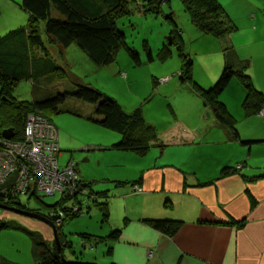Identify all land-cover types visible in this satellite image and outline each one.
I'll use <instances>...</instances> for the list:
<instances>
[{"label":"crops","instance_id":"1","mask_svg":"<svg viewBox=\"0 0 264 264\" xmlns=\"http://www.w3.org/2000/svg\"><path fill=\"white\" fill-rule=\"evenodd\" d=\"M218 1L223 6L226 16L234 24V30L218 38L197 30L199 37L195 36V39L199 40L202 48L213 43L209 38L217 40L218 42L212 45L216 53L221 55L223 67L224 50L232 47L240 60L249 62L247 73L254 87L264 95V87H261L258 82L257 65L253 57L243 56L241 51L243 45L237 38L238 27L235 24L240 14L243 16L245 11L248 16L251 14L254 7L253 2ZM242 4L245 5L244 11H240ZM250 28L254 34L256 26L252 23ZM245 42L246 44L254 43L255 38H249L245 34ZM198 51L196 49V52ZM206 63L207 60L202 66L204 67ZM207 67L208 80L198 79V82L194 81L193 67L191 68V81L203 89L211 87L218 75L217 66L213 69V75L210 65ZM179 70L180 68L177 72ZM259 71L260 75L264 76V72L260 69ZM177 82L170 80L166 87L173 84L174 88L175 84L176 93L181 94L182 98H188L190 113L183 119H178L176 111L172 109L173 106H169L177 122L180 123L165 127L161 133L156 132L157 135L159 134L157 137L162 135L164 139L152 145L144 156H138L131 151H117L120 160L133 162L132 169L128 167L126 172L124 164L118 165L124 170H121V174L114 175V179L110 182L108 178L95 179L84 173L79 177L80 171L76 167L78 180L90 183L94 191H108V194L112 196L104 207L105 218L94 207L90 210H94L95 213H90L92 216L84 220L88 226L84 234L103 237L102 242L106 250L104 251L103 247L99 246L95 247V253L86 251L85 256L80 255L82 261H94L98 264H264V179L248 182L242 177V175L252 176L264 171V131L243 132L235 125L241 140L259 142L252 143L247 152L240 148L241 146H234L238 145L237 143L242 146L243 144L234 139L231 130L216 121L212 109L206 106L202 98L193 90L191 83L182 81L180 78L178 84ZM207 84L208 87H206ZM245 94L243 86L236 78H233L220 95V100L228 112L240 121L249 118L244 116L242 109ZM92 113L93 110H91ZM242 123L250 124L251 122ZM149 126L154 127L151 124ZM168 131L173 133L172 139L167 138ZM174 134L176 136L186 134L188 137H182L184 141L171 142L170 139L173 140ZM196 134V138H199L198 144H195ZM191 137L193 139L189 141ZM119 139V136H113L111 140L117 142ZM233 147H236L234 155H232ZM191 151H196L197 157L192 167L189 166L191 161L190 163L186 161ZM216 151L221 155H215ZM258 156L257 165L252 163L254 166L251 168L257 171L251 173L252 170L247 169L249 168L248 162ZM242 158L248 161L245 162L246 169L244 167L240 168L239 173L221 175L222 169L244 162ZM59 160L61 167L72 162L61 163ZM138 181L142 188V192L138 194H132L128 185L116 187V182L127 184ZM105 182L113 183L114 188L109 190V187L105 186V189L103 186ZM2 219L9 218L3 216ZM92 219L96 220V225L90 221ZM148 220H176L181 222V226L174 236L168 237L146 224ZM24 222L31 229L38 230L44 240L51 242L53 239L52 229L41 224L43 222L32 221L29 218ZM116 230L120 231L119 236L115 239L111 238L112 232ZM15 231L21 232L16 228L0 230L1 249L3 246L5 250L10 246L13 249L16 248L7 240V237L17 235L9 234ZM84 240L80 247L86 248L85 245L91 240L85 238ZM34 249L31 242L24 253V260L15 256L11 258L0 251V261L14 264H36L38 256ZM74 258L69 254L67 260L73 261Z\"/></svg>","mask_w":264,"mask_h":264},{"label":"rangeland","instance_id":"2","mask_svg":"<svg viewBox=\"0 0 264 264\" xmlns=\"http://www.w3.org/2000/svg\"><path fill=\"white\" fill-rule=\"evenodd\" d=\"M246 1H252L254 7L249 16L245 11L243 16L240 14L239 18L236 20L235 24L236 27H238L237 38L243 45L241 47L243 56L254 58L253 60L258 70V82L261 87H264V76H261L259 71L260 69L261 72H264V0ZM20 2L21 0H0V37L12 30L29 25V17L20 7ZM244 10L245 5L242 4L240 11ZM247 11H249V9H247ZM252 23L256 26L254 34L253 30L250 28ZM116 25L117 28L124 33L127 46L137 53L139 57L138 64L132 61V58L125 48H120L116 51L113 63L106 66H97L91 62L88 55L75 44L71 45L69 48H64L59 45L57 47L50 46L51 48L49 47V50H51V56L55 60V63L64 71L56 75H47L37 81L34 80L35 85L32 84L31 80H20L14 87L12 97L18 102L43 101L54 97L57 93L73 92L76 90V84H84L114 99L126 113H131L136 108L142 107L145 123L147 125H154L157 133H161L165 127L167 128L170 125V127H172L180 123L177 122L178 120L176 119H183V117L188 115L191 111V107L188 105V98H182L181 94L176 93L175 84L174 88L172 87L173 84L169 87H166V84H168L170 80L179 82L177 71L182 61L180 55L181 51L191 56L193 61V77L196 82H198V79L208 80L207 65H210L212 75L214 74V67L217 66L218 75L212 82L214 83L223 68L222 57L220 54L216 53V49H214V45H212L218 41L209 38V40H211L210 42L213 43L208 44L206 47H201L199 40L195 39V36L199 34L197 31L198 28H196L192 22L190 13L182 0H166L159 6V11L157 10V12L156 10L139 12L136 7L131 6L130 13L119 18ZM39 31L43 34L44 39H46L44 34V22L42 21L39 22ZM245 34H247L249 38H255V42L246 44ZM171 38H173L174 41L170 43V41H172ZM144 43H146L147 48L144 46ZM196 49L202 52H196ZM148 50L151 51V55L153 56L152 61L148 59ZM165 50L168 52V57L163 60L160 58V54L165 53ZM193 52L194 54H192ZM205 59L207 63L203 67L202 65L206 61ZM206 87H208V84ZM166 92L167 94H165ZM169 106H173L172 109L174 108L176 111L175 114L177 118H175ZM92 107V105L78 99L69 98L62 104H59L57 110L46 109L43 110L41 114L44 115L47 120H50L57 130L55 137H57L59 148L58 160L60 159L59 161L61 163L64 161H72L71 163L74 164L75 170L77 167L80 171V173H78L79 177L84 173L95 179L105 177L112 182L114 179L113 176L121 174V170H124L118 165L124 164L127 172L128 167L132 169L133 162L131 163L119 159L120 155H117V150L111 148L116 141L113 142L111 139L113 136H119L120 138V135L91 121V118H96L93 113L91 114ZM235 120H237L236 126L240 127L243 132L252 130L264 131V117L251 116L244 121H240L237 118ZM248 121L251 123H242ZM172 135L173 133L168 131L167 138H171ZM24 136L25 135H23V137ZM174 136L176 139L170 140L171 142L177 141V136L175 134ZM0 137L4 141L14 142L13 137L10 139H5L2 136ZM196 137L197 134L195 135V138ZM162 139H164L162 135L161 137H157V142H162ZM198 139L199 138H196L195 144H198ZM190 140H192V137L189 141ZM237 144L238 145L234 146H241L240 148L244 149L246 152L249 149L245 145L242 146L239 143ZM235 148L236 147H233L232 149V155L236 154ZM254 148L255 147H253V149ZM55 152L56 151L53 153ZM11 154H16L14 147L7 149V155L10 156ZM215 155L219 156L221 153L216 151ZM258 158L259 156L253 157L249 162L243 159V161L249 163V168L245 167V169L247 168L250 170L254 166L252 163L257 165L256 160H258ZM34 159L37 158L34 157ZM186 159L187 163L191 161V165L189 166L192 167L197 160L196 151H191V154H189ZM28 162L33 164L31 160ZM251 170V173L257 171ZM15 176L16 174H14V177ZM113 185V183H103L104 188L105 186L109 187V190L114 188ZM134 185L139 184L137 183ZM33 192L37 195L41 193L37 190H33ZM59 197L58 195H45L39 200L33 196L28 198L27 195H22L21 202L25 205L26 211H36L42 215H47V207L53 205ZM4 206L5 207L2 208L3 210L0 211V222L5 221L4 223L10 224L11 227L13 224L18 225L16 228L21 230V232L15 231V233H9L17 235L7 237V240L10 242L9 244H14L16 248L13 249V247L10 246L5 250V246H3V250L0 248V251L4 254L6 253V255L11 258L15 256L24 260V253L32 242L28 238L27 233H24V231H26L25 229L32 233L40 234L38 230L31 229L24 221H27V218L32 221L38 220L12 211L13 207L17 208L15 205L6 204L5 202ZM18 209L25 210L21 208ZM90 213H95V211L90 210L89 214H84L65 222L63 230L70 244H73L74 250L80 251L81 249L79 247L81 246V242L85 241L82 234H84L88 226L85 224L84 220L92 216H90ZM2 214L4 218L9 219H2ZM61 217L64 218L63 213ZM60 218L59 222L61 221ZM52 221L55 224L59 223L56 221V218H52ZM90 221L96 225V220L92 219ZM39 222L41 223L43 221L39 220ZM41 224H45L51 228V226L45 222ZM10 229L14 230V228ZM52 238L50 243H55L54 232ZM45 241L48 242L47 240ZM104 245V242H98L96 247H103L102 249L105 251L106 247ZM81 248L84 249L82 250L83 255L86 251L92 253L96 252L94 250L95 248L90 249L89 246ZM70 251L71 250L67 248L64 252V259L66 261H68L69 254L72 256ZM150 254L151 253H149V255ZM94 263L98 264V262Z\"/></svg>","mask_w":264,"mask_h":264},{"label":"trees","instance_id":"3","mask_svg":"<svg viewBox=\"0 0 264 264\" xmlns=\"http://www.w3.org/2000/svg\"><path fill=\"white\" fill-rule=\"evenodd\" d=\"M164 1L166 0H21L20 7L28 15L29 25L12 30L0 37V136L2 131L12 129L13 140L21 141L29 114H38L47 120L41 114L43 110H57V106L65 100L75 98L93 106L92 110L96 118H91V121L121 135L119 141L112 145V149L131 151L138 156H144L151 146L156 144L158 135L154 127L145 123L142 107L136 108L131 113H126L114 99L84 84H76V90L73 92L57 93L54 97L43 101L18 102L12 97V92L20 80H31L32 84L35 85V81L40 78L64 71L51 56L50 46L57 47L59 45L68 48L75 44L97 66L113 63L116 51L125 48L132 61L138 64L137 53L127 46L125 35L117 28L116 22L119 18L130 13L131 6L136 7L139 12L151 10L157 12ZM182 2L190 13L192 22L202 33L211 34L218 38L226 36L234 30V24L226 16L223 6L218 0H182ZM40 21L44 22L46 39L39 31ZM171 40L174 41L173 38ZM144 46L147 48L146 43ZM167 55L168 52L165 50V53L160 54V58L164 60L168 57ZM180 55L182 61L178 72L179 78L191 83L193 90L202 98L206 106L212 109L216 121L231 130L234 139L247 147L252 143L259 142L240 139L235 126V118L220 100L222 92L228 87L232 79L236 78L246 93L242 102L244 116H260V109L264 106V95L254 87L247 73L249 62L240 60L235 50L232 47H227L224 50L225 62L220 76L211 87L203 89L191 81L192 61L190 56L183 51ZM148 59L149 61L153 60L149 50ZM244 167L245 161L237 166L222 169L221 175L239 173L240 168ZM245 176L242 175L248 182L264 179V171L256 175ZM125 183L116 182V187L132 186L139 181ZM80 184L89 189L90 193L87 196L79 198L63 195L53 205L47 207V215L31 211L51 221L50 212L55 213L57 210H61L64 215V218H60L59 223L55 224L52 221L62 247L60 252L54 242H46L41 234L32 233L25 229L24 232L32 241L35 254L38 256L36 264L84 262L79 256H85L82 252L84 249L79 247L80 251L74 250L73 244L66 240V234L63 232L65 222L89 214L91 207L98 209L97 211L104 217L106 213L104 207L112 196L108 194V191L97 192L92 190L91 184L88 182L80 181ZM3 189L0 187V205H4L6 202V204L27 210L21 202V196L16 195L12 198ZM26 195L28 198L33 196L39 200L43 197V194L38 196L35 193H27ZM1 210L3 209L0 208ZM4 222H0V230L18 226L13 224L11 227L10 224ZM145 223L168 237L174 236L181 226V222L176 220H148ZM119 233V230L113 231L110 237L115 239ZM82 235L85 239L91 240L89 244L85 245L89 246L90 249L95 248L98 242L104 240L103 237ZM66 247L71 250L70 252L75 257L73 261L65 262V259L62 258ZM0 264L14 263L0 261Z\"/></svg>","mask_w":264,"mask_h":264},{"label":"built area","instance_id":"4","mask_svg":"<svg viewBox=\"0 0 264 264\" xmlns=\"http://www.w3.org/2000/svg\"><path fill=\"white\" fill-rule=\"evenodd\" d=\"M259 115L264 117V106L260 109ZM24 135L21 141L9 142L13 144L15 155L8 156L9 143L1 142L6 147L0 150V153L6 154L5 158L8 156L4 165L0 163V187L4 188L5 193H9L12 198L16 195L32 194L33 190L40 191L38 195H58L60 197L77 195L83 198L90 193L77 179L73 163L69 162L63 167L58 165L59 150L57 137H55L56 129L49 121L38 114H29ZM182 137L188 136L179 135L177 140H182ZM54 151L56 152L53 153ZM32 157L37 159L33 160ZM29 160L33 164H30ZM14 174H16L15 177ZM130 191L132 194H138L142 192V188L139 185H132ZM49 216L51 218L56 216V221L59 222L62 211L50 212Z\"/></svg>","mask_w":264,"mask_h":264},{"label":"water","instance_id":"5","mask_svg":"<svg viewBox=\"0 0 264 264\" xmlns=\"http://www.w3.org/2000/svg\"><path fill=\"white\" fill-rule=\"evenodd\" d=\"M172 41H170L171 43ZM13 130L12 129H6L4 131H2L1 135L5 138V139H10L13 137ZM5 206L4 205H0V208H4ZM12 211L16 212L17 214H21L23 216H27V217H31L33 219H36V220H40V221H43L45 223H47L49 226H51V228L53 229V232H54V240H55V244H56V247H57V250L60 252L62 251V247L60 246V243H59V237H58V233H57V230L55 228V225L52 221H50L49 219H47L46 217L44 216H41L39 214H36V213H33V212H29V211H26V210H20L18 208H12ZM62 258L64 259V257L62 256ZM66 262V260H65ZM69 263V262H67ZM73 264H96V263H92V262H73Z\"/></svg>","mask_w":264,"mask_h":264},{"label":"bare ground","instance_id":"6","mask_svg":"<svg viewBox=\"0 0 264 264\" xmlns=\"http://www.w3.org/2000/svg\"><path fill=\"white\" fill-rule=\"evenodd\" d=\"M48 121V120H47ZM50 122V121H49ZM51 123V122H50ZM52 124V123H51ZM53 125V124H52ZM54 126V125H53ZM56 129V128H55ZM56 132H57V130H56ZM2 136V135H1ZM3 137V136H2ZM4 140L2 139V138H0V150H3V149H5V145H2V143L1 142H3ZM5 142H7V141H5ZM9 143V142H8ZM57 145H58V142H57ZM9 147H13V144L12 143H9ZM58 150H59V148H58ZM5 155L6 154H3V153H0V163L2 164V165H4L5 164V162H6V158L8 157V156H6V158H5ZM58 157H59V155H58ZM58 165H59V163H58ZM60 166V165H59ZM61 167V166H60ZM74 171H75V168H74Z\"/></svg>","mask_w":264,"mask_h":264}]
</instances>
